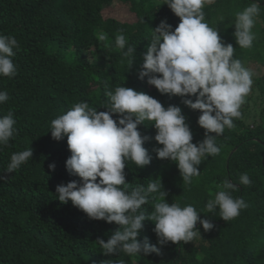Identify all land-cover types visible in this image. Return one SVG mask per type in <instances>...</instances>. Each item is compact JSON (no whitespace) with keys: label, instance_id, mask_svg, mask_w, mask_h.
<instances>
[{"label":"trees","instance_id":"obj_1","mask_svg":"<svg viewBox=\"0 0 264 264\" xmlns=\"http://www.w3.org/2000/svg\"><path fill=\"white\" fill-rule=\"evenodd\" d=\"M250 2L256 0H212L205 5V19L226 44L233 45L236 58L264 68V0L253 28V46L240 48L234 38L235 13ZM126 9L133 21L121 18ZM162 20L173 29L179 23L163 0H0V34L15 36L19 42L13 58L17 75L0 77V90L9 94V100L0 104V116L12 111L17 128L14 138L0 150V264H118L120 260L125 264H264V120L246 124L244 109L242 118L234 120L235 127L217 137L220 154L202 160L200 175L190 186L183 184L174 162L156 157L153 149L160 146L154 141L156 130L151 122L138 126L142 136L153 138L144 145L152 159L142 169L127 162L126 182L131 187L146 186L148 179L159 178L167 202L191 204L201 212V219H209L214 229L205 232L197 223L201 238L193 242H169L159 255L129 257L121 252L105 256L96 241H107L119 226L90 220L70 201L62 204L57 200L58 185L80 181L65 167L71 155L67 137L54 140L50 122L81 101L106 111L102 109L107 102L106 88L122 85L156 98L164 107H181L192 142L204 139L198 111L185 107L182 98L162 95L146 79L138 78L151 30ZM121 30L128 44L136 47L132 65L115 47V36ZM100 31L107 34V41H99ZM254 79L251 91L259 90L263 119L264 72ZM30 147L32 159L7 173L11 155ZM50 164H55L54 171L49 170ZM243 173L249 175L251 185L239 184ZM226 178L237 185L233 197L249 204L227 222L220 218L219 210L204 211L207 200ZM153 195L159 199V193ZM144 209L150 213L151 203ZM153 229L154 224L146 221L138 239L160 247Z\"/></svg>","mask_w":264,"mask_h":264},{"label":"clouds","instance_id":"obj_2","mask_svg":"<svg viewBox=\"0 0 264 264\" xmlns=\"http://www.w3.org/2000/svg\"><path fill=\"white\" fill-rule=\"evenodd\" d=\"M210 2L163 0V5L179 18V23L173 29L162 20L151 30L149 46L138 72V78L146 79V83L160 94L178 96L185 107L200 113L197 123L205 130L201 142H192L193 135L181 107H164L156 98L122 85L106 88L107 102L102 107L106 111H98L81 101L50 122L49 132L54 140L67 137L71 155L65 167L80 181L58 185L57 200L62 204L70 201L90 220L119 226L107 241L101 238L96 241L105 256L121 252L129 257L159 255L161 247L169 242L189 243L201 238L197 223L205 232L214 229V224L209 219H201V212L193 205L167 202V193L161 191L159 178L148 179L146 186L131 187L124 171L129 161L141 169L150 164L152 157L144 145L153 138L142 136L138 130V126L149 121L156 130L154 141L160 146L153 149L156 157L174 162L183 184L190 186L193 178L200 175L202 160L220 154L217 137L226 128H234V120L242 118L241 107L251 91L254 73L234 56L233 45L226 44L219 31L206 22L204 8ZM260 3L261 0L250 2L235 13L234 38L240 48L253 46L256 39L253 28L261 14ZM223 19L219 17L220 21ZM98 39L107 41L108 36L100 31ZM115 47L132 65L136 47L128 44L122 30L115 36ZM18 48L15 36L0 34V77L11 79L17 75L13 58ZM8 100L7 90H0V104ZM15 125L12 111L0 116V150L16 135ZM32 156L31 147L13 153L7 173L18 170ZM49 170L54 171L55 164H50ZM251 183L247 173L239 176V184ZM236 188V184L224 179L221 189L207 200L204 211L215 213L219 210L220 218L226 222L238 217L249 204L243 198L233 197ZM155 193H159L158 200ZM150 203L152 210L147 213L144 206ZM146 221L154 224L153 231L160 247L151 245L147 239L143 242L138 239ZM118 264L125 262L120 260Z\"/></svg>","mask_w":264,"mask_h":264},{"label":"rangeland","instance_id":"obj_3","mask_svg":"<svg viewBox=\"0 0 264 264\" xmlns=\"http://www.w3.org/2000/svg\"><path fill=\"white\" fill-rule=\"evenodd\" d=\"M212 1V0H211ZM118 11V10H117ZM122 14V19L125 21H133L134 16L129 13V11L123 10L121 12ZM244 66L249 68L250 70L253 71L254 75L252 77L253 83L255 82L254 77H260L263 72L264 68L260 67L258 68L257 63L254 61H247L244 63ZM253 85V84H252ZM261 96L259 95V90L255 88L253 91H250L249 95L246 97L245 103L242 105L241 110L244 109V119L246 124L248 125H253V124H259L261 121L264 120L262 119V106H261Z\"/></svg>","mask_w":264,"mask_h":264},{"label":"water","instance_id":"obj_4","mask_svg":"<svg viewBox=\"0 0 264 264\" xmlns=\"http://www.w3.org/2000/svg\"><path fill=\"white\" fill-rule=\"evenodd\" d=\"M234 151H235V150H233V151L231 152L230 156L234 153Z\"/></svg>","mask_w":264,"mask_h":264}]
</instances>
